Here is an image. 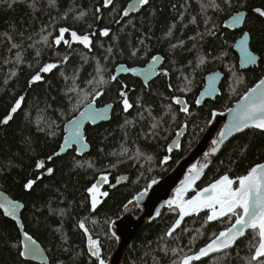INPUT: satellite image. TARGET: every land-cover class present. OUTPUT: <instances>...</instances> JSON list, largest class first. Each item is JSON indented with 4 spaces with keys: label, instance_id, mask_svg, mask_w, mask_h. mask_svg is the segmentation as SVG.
<instances>
[{
    "label": "trees",
    "instance_id": "16d2710c",
    "mask_svg": "<svg viewBox=\"0 0 264 264\" xmlns=\"http://www.w3.org/2000/svg\"><path fill=\"white\" fill-rule=\"evenodd\" d=\"M129 1L114 0L112 6L105 8L103 0H0V119L7 115L19 96L25 97L14 118L7 125H0V191L25 205L22 213L25 231L41 243L50 264H98L88 252L87 236L79 227L80 220L85 221L92 236L101 239L102 256L107 259V254L116 246L109 222L116 219L124 205L152 179L170 172L197 141L213 109L230 107L264 76V17L254 11L264 8V0H233L232 7H226L223 0H215L221 10L211 7L212 0H150L139 14L121 19L122 10ZM97 7L101 8L97 14L99 19L94 15ZM80 10L87 11L88 16L74 19ZM237 11L248 13L244 30L251 35L252 51L260 56L259 65L244 71L240 70L233 47L243 30L229 31L223 27L224 20ZM65 13L66 19L63 18ZM206 19L208 27L217 26L214 36L206 33ZM117 20L120 23H116ZM59 27H71L78 34L95 33L91 49L78 42L71 48L63 43L53 46L51 41L58 35ZM104 27L111 29L107 37L100 32ZM42 28L46 29L43 33ZM170 28L173 35L169 37L166 33ZM49 31L52 36L45 45L41 36ZM198 33L203 34L202 39ZM65 39L70 40L69 33L65 34ZM179 40L185 41L184 45L173 49L171 45ZM13 44L20 47L12 48ZM32 44L35 47H30ZM109 47L113 49L111 55L107 52ZM137 48L140 51L132 56L131 52ZM18 51L22 57L20 63L15 59ZM65 54L70 56L66 64H59L50 73H42L41 81L29 84L31 76L43 64L58 62ZM155 54L164 57V69L168 74L159 76L149 88L136 83L131 76L117 77V81L110 82L97 103H115L112 119L86 128L91 151L81 156L73 149L54 157L63 140L65 123L85 107L79 89L94 87L87 81L96 75L97 62L107 69L104 73L107 79L116 74L118 65H142ZM201 56H207L203 65L199 63ZM217 70L225 73L221 94L214 101L196 105L206 75ZM233 73L243 82L235 84ZM185 78L192 81L191 85ZM169 83L173 86L171 89ZM123 84L128 86L126 91L133 104L128 111L123 110L118 95ZM186 86L191 90L179 91ZM74 87L78 91H69ZM177 94L186 97L191 115L182 113L180 106L171 99ZM138 95L142 99L136 100ZM185 121L188 132L182 150L175 151L167 163H162L168 155V143ZM154 123L157 124L155 129L152 128ZM125 147L129 149L128 155L137 148L142 155L134 159L120 156ZM48 156H52V160H47ZM118 159L124 162L110 168ZM40 160L45 161L44 169L36 167ZM263 161L264 131L249 129L226 145L199 188L225 172L232 177L245 174L250 167ZM47 167L54 169L51 175L47 174ZM101 174L110 175L111 189L107 199L93 213L91 193L87 189ZM124 175L128 181L116 186L117 178ZM28 180H36L31 189L24 187ZM177 215L178 212L168 208L160 219L147 224L135 245L127 251L125 264H173V261L178 262L180 253L174 254L172 249L195 250L197 245L188 241L198 238L199 244L205 245L213 233L224 228L220 223L188 220L177 235L168 237L167 229ZM250 239L251 234L229 257L220 259L218 256L206 264H243ZM20 250L19 226L0 208V264H40L20 256Z\"/></svg>",
    "mask_w": 264,
    "mask_h": 264
},
{
    "label": "snow or ice",
    "instance_id": "6c2138e0",
    "mask_svg": "<svg viewBox=\"0 0 264 264\" xmlns=\"http://www.w3.org/2000/svg\"><path fill=\"white\" fill-rule=\"evenodd\" d=\"M139 5H147L149 0H136ZM114 4V0H103V7L107 8ZM223 4L226 7H232L233 0H223ZM136 3H131L122 10L121 19L129 16V9L135 8ZM211 7L221 10L220 5L215 3V0H212ZM259 16L264 17V8L254 9ZM101 12V8L97 7L95 9L94 15L99 19L97 15ZM88 16V12L84 10L78 11V14L75 15L74 19L81 20ZM246 13L243 11H237L235 15L231 17L232 25H238L245 18ZM63 18H67V13L64 14ZM183 19V16H181ZM193 23H195V18H193ZM116 23H120L119 20ZM89 28L92 25H88ZM175 25H172L174 28ZM205 27L207 35L214 36L216 34L215 29L216 25L212 24L211 27H208V20H205ZM172 28L166 33L167 36H172ZM46 29L42 28L41 32L43 33ZM111 29L104 27L100 30L102 36H109ZM70 34V40L65 39V34ZM94 33L86 32L84 34H78L77 31L73 30L71 27H59L58 35L54 37L51 41L53 46H59L61 43L68 45L69 48L72 47L73 42H78L84 47L91 49L92 47V36ZM198 35L203 38V34L198 33ZM52 36V32L49 31L47 35L41 36V41L45 44H49V37ZM250 38L249 33H244L243 38L239 41V47L243 53V60L241 62V67L245 64H255L257 58L251 52L248 51V40ZM31 39V37H28ZM189 39L194 40L195 37H189ZM143 43V41H141ZM185 41L179 40L176 44H172L171 47L175 49L176 47H182ZM17 44H13L12 48H19ZM30 47H35V44L30 45ZM195 47V44L193 45ZM140 49H134L131 52L132 56H136ZM109 55L112 54L113 49L109 47L107 49ZM146 54V53H145ZM37 57L40 56V52L37 51ZM59 55V54H57ZM223 55H227L224 53ZM70 56L65 54L61 57L58 62H49L43 64L39 70L31 76L29 84H34L43 79L42 73H50L54 69L58 68L59 64H66ZM16 62H22L21 53L18 51L15 56ZM107 59V57H105ZM159 55H154L151 57V62L148 65L147 69L141 70L146 73V76H151L156 71V65L161 61ZM215 59V58H214ZM207 60V56H201L199 63L203 65ZM96 68V75L92 79L87 81L88 85H94L91 90L79 89L83 93V101L85 103L84 110L80 112L79 117L75 121H69L70 124L74 125L73 136L71 140L79 141L80 134L79 129L80 125L84 120H90L93 123H96L98 120L104 119L107 116L109 109L112 105H106L103 108H97L95 105L97 99L103 96L104 88L112 81H117V76L120 71L125 70V65L121 64L117 68V74H111L105 79L104 73L107 69L99 65ZM128 71L136 72L135 68H128ZM163 74L167 75V70L163 69ZM12 75H15V72H12ZM235 76V84H240L243 82L242 78ZM211 83L208 87V93L211 95L215 92V80L214 77L209 78ZM188 85H191L192 81L187 80ZM147 83V79L145 80ZM127 85H121V88L118 92L119 97L121 98L123 110L128 111L133 107V104L130 103L128 99V93L126 91ZM173 86L171 83L168 84V88L171 89ZM190 87H184L179 89L181 92L190 91ZM69 91L76 92L78 89L76 87L69 89ZM232 92H236V88H232ZM175 104L180 105V111L186 115H191L190 105L186 100L182 99L180 96H173L171 98ZM25 97L23 95L19 96L15 100V103L11 106L7 115L0 119V125H7L14 117V114L21 109L22 103L24 102ZM79 103V101H78ZM196 105L201 104L200 99H196ZM171 109V105H169ZM228 114L227 123H225L219 130L217 137L211 141V147L209 152L204 153L206 163L204 164H193L192 167L188 170V174L181 181L180 186L175 189V194L172 199L166 200L164 203L168 206L169 209L178 212V218L175 219L171 227L168 228L166 235L171 237L173 233L181 226L184 218L191 214H198L202 210H208V215L206 217V222L217 221L221 218H228L229 226L225 227L223 230L218 233L212 234V239L206 243L203 247H200L198 250L193 251L191 248L187 252H183L181 249H172L171 251L175 253H180L179 260L173 261V264H193L194 261L201 260L202 257L209 256L211 253L220 252L221 250H226L231 248L236 242L241 238L245 237L246 233L250 231L251 239L247 243V248L249 254L243 258L244 264H264V162L256 163L250 167L245 174L232 177L225 172L223 175H220L217 179L210 182L207 186L200 188L195 191V194L190 198H186L187 194L194 190L196 183L201 179L204 170L208 167L211 162L210 157L216 155L220 150L225 141L232 136L234 133L241 132L244 129L254 127L256 129L264 130V78L259 79V81L251 88H248L247 91L242 95V97L236 102L234 107H228L226 109ZM224 113L216 109H213L210 113V119L206 122L207 125H211L216 121L218 116H223ZM175 119V116L172 117ZM188 126L187 121L184 122L183 128ZM157 124H153L152 128L155 129ZM183 130V129H182ZM200 131H204L203 128ZM54 134V133H53ZM69 145V139H65L64 146L60 148V152H64ZM173 150L172 145L168 146L167 151L171 153ZM129 149L124 148L119 155L127 156L128 159L138 158L142 155L139 148L135 150L134 153L128 155ZM59 155V153H56ZM113 155H116L115 153ZM52 156H48L47 160H52ZM151 159V157H149ZM171 157L169 155L164 156L162 163H167ZM122 160H117L116 163L111 164L110 168H116L120 163H123ZM37 168L44 169L45 161L40 160L36 164ZM89 167H92L90 164ZM47 174L51 175L54 172V169L51 167L46 168ZM125 179L124 177H118L117 182ZM100 181L108 182V175L101 174L99 177ZM36 183V180H28L24 185L25 188L31 189ZM157 184V180L152 179L151 183L144 188L143 191L138 193L133 197L132 200L128 201V204L125 205V208H128V205H139L143 201L144 197L148 194L149 188L152 185ZM115 187V185H112ZM91 193V207L93 210L97 207L99 201L98 193L101 196H107V192H100L98 183L92 184L91 187L87 189ZM23 205L18 201H8L6 203H0V208L3 209V212L8 217H16L17 211L22 208ZM156 215L159 216L160 212L157 211ZM110 225H114L115 221H110ZM79 227L84 230L85 233H89V229L85 225L84 220L79 221ZM113 236L116 235L115 232L111 233ZM24 243L22 244V250H20L19 255L22 257L31 256L37 258L41 255L40 249L37 246L36 241L27 231L23 233ZM118 238V237H117ZM28 242H31L30 244ZM88 252L91 257L98 259V264H107L106 260L101 255V242L98 238L94 239L91 234L87 238ZM20 248V245H16Z\"/></svg>",
    "mask_w": 264,
    "mask_h": 264
},
{
    "label": "water",
    "instance_id": "95a60500",
    "mask_svg": "<svg viewBox=\"0 0 264 264\" xmlns=\"http://www.w3.org/2000/svg\"><path fill=\"white\" fill-rule=\"evenodd\" d=\"M131 3H136V7L132 8V9H129V16H127V17H130L132 15L138 14L143 9V7L146 6V5H139L136 2V0H130L128 2L127 6L129 4H131ZM243 12L246 13V16L241 21L240 24L235 25V26L232 25L231 17L233 15H235V13H236L235 12L230 17H228L226 20H224L223 27L225 29L229 30V31L243 30L242 35L239 38H237V40L235 41L233 47H234V51L237 53L238 58H239L240 69L241 70H248V69H250L252 67H255V66L259 65L260 56L258 54H256L254 51H252V49H251V35H250V38L248 40V51L256 56L257 62L255 64H245L243 67H241V62L243 60V53L240 50L239 41L243 38L244 33H246V32L249 33L248 31L244 30V27H245V24H246V21H247L248 13L246 11H243ZM127 17H125V18H127ZM159 56L162 59L156 65V71L151 76H146V73L144 71H141V70L147 69L150 62L144 67H141V66H132V67H130V66H127L126 64H123V65H125V70L120 71L118 73V76L125 75V74L126 75L130 74V75H133L135 77L142 78V79H144V81L147 79V83H148L149 81H151L152 79H154L158 75V73H159L158 70L164 63V57L162 55H159ZM118 67H119V65L116 67V70H117ZM128 68H135V69H137V71L136 72H131V71L127 70ZM116 74H117V72H116ZM210 77H214V80H215L214 87L216 89L215 92L212 93L211 95L208 93V87H209V84L211 83V81L209 79ZM224 78H225V73H223L220 70L211 72V73L206 75L205 84H204V86H203V88L200 91L199 96H198V99L201 100V104L200 105H203L205 103V101H207V100H215L216 99V97L221 93V84H222ZM262 78H264V76ZM237 101H235L231 107H234ZM106 105H112V107L109 109V111L107 113V116L104 119L98 120L96 123H93L90 120L86 119V120H84L81 123L80 129H79V134H80V138L81 139L79 141L71 140V137L73 136L74 125L70 124L69 121H75L79 117L80 112H82L84 110V108H82L75 117H73L71 120L67 121L65 123V125H64V136H63V140L61 142L60 148L62 146H64L65 139H69V145L67 146V148H66V150L64 152H60V148H59V150L56 152V153H59V155H56V153H55L53 156L54 157L63 156L65 154H67L69 151H72L73 149H75L76 153L81 155V156H83L86 153L90 152L92 147H91V144L88 142V140L86 138V127L88 125L95 126V125L101 124L103 122H108V121H110L112 119V115H113V111H114V107H115V103L114 102L107 103V104L102 105V106H98L97 103H96L95 106L97 108H103ZM218 111L223 112L224 115L223 116H218L214 123H212L211 125H207V127L205 128V130L203 131V133L201 134L200 138L195 143V145L193 147H191V149L183 157H181L179 159V161L170 170V172H168L165 176H163V177H161L159 179H156L157 180V184L152 185L151 188H149L148 194L144 197L143 201H141V203L139 205H135V202H134L133 205H128V208H125V205L128 204V202H127L124 205V207H123L122 215L120 217L112 220V221H115V224L114 225H110V233H112V232L116 233L115 236L112 235L115 238V240H116V246L112 250V252H111L110 256L108 257V259L107 260L105 259L107 264H125L127 251H129L135 245V242L137 241L138 236L141 233L142 229L147 224H150V223L154 222L156 219H158L161 216L162 211L165 208L168 207L164 202L166 200H170V199L173 198V196L175 194V189L180 186L181 181L188 174V170L192 167V165L193 164H204V163L207 162L206 159H205L204 153L209 152L210 147H211V141L217 137V134H218L219 130L221 129V127L225 123H227V119H228V114H227L226 110H218ZM15 115L16 114H14V116ZM187 127L183 128V126H182V128L177 132V134L174 137V139L171 141L170 145H172L173 150L175 148H177L179 145H181L182 140H183L184 136L187 133ZM249 129H256V128L250 127V128L244 129L241 132L234 133L232 136H230L225 141L224 145H222V147H221V150L216 155L210 157L211 162L209 163L208 167L204 170V173H203L201 179L197 181L195 189L191 190L187 194L186 198H190L192 195L195 194L196 190L200 189L199 188V184L204 179V177L206 175V172L209 170V168L215 162V160L217 159V157L219 156L221 151L226 147V145L233 138H235L238 135H241L242 133H244L245 131H247ZM258 130H260V129H258ZM261 131H264V130H261ZM105 175H107V174H105ZM121 177H124L125 179L120 180L119 182H116V186L125 184L128 181V177L126 175L121 176ZM108 182H109V177H108ZM108 182L100 181L99 178H98L95 183H98L100 192H103L102 189H103V187L106 184H108ZM150 183H151V181L148 183V185ZM207 185H205V186H207ZM205 186H203V187H205ZM203 187H201V188H203ZM143 190H144V188L142 190H140L139 192H137L134 196H136L138 193H140ZM107 196H101L98 193V198H99L100 202L98 203V205L95 208V210L92 209L93 213L103 204V202L105 201ZM132 199H130V200H132ZM8 201H17V200L11 198L4 191H0V203H6ZM18 202H20V201H18ZM20 203L23 205V207L20 208L17 211L15 218L14 217H8L5 214L4 215L6 217L14 220L17 223V225L19 226V229H20L21 235H22V244H23L25 242L24 241V236H23V233L25 232V228H24L23 221H22V213L24 211L25 205L22 202H20ZM1 210L3 212L2 208H1ZM135 211H140V213L138 215H135V213H134ZM157 211L160 212L159 216L156 215ZM203 211H205V210L200 211L198 214L202 213ZM198 214H191L189 216H186L184 218V221L182 222L181 226L185 223L186 219H188L189 217H192L193 215H198ZM221 219H223V218H221ZM221 219H219V220H221ZM212 222H214V221H212ZM181 226L175 232H177L181 228ZM85 234H86V236L88 238V235L91 234V232L89 231V233H85ZM243 238L244 237H241L237 242H239ZM28 243L30 244L31 242H28ZM36 243H37V246L40 249L41 255L39 257H37V258H33L31 256L24 257V258L26 260L34 261V262L40 263V264H50L49 257L47 255L44 247L38 241H36ZM235 245L236 244H234L232 247H234ZM229 249L221 250L220 252H216V253H222V252L227 251ZM216 253H211L209 256L202 257L201 260L194 261L193 264L197 263V262H200L202 260H205L208 257H210V256H212V255H214ZM93 258L95 260H98L95 257H93Z\"/></svg>",
    "mask_w": 264,
    "mask_h": 264
},
{
    "label": "flooded vegetation",
    "instance_id": "af4514ba",
    "mask_svg": "<svg viewBox=\"0 0 264 264\" xmlns=\"http://www.w3.org/2000/svg\"><path fill=\"white\" fill-rule=\"evenodd\" d=\"M127 4H128V3H127ZM148 4H149V3H148ZM126 6H127V5H126ZM141 11H142V10H141ZM141 11H140V12H141ZM140 12H139V13H140ZM139 13H138V14H139ZM242 33H243V32H242ZM94 34H95V33H94ZM241 35H242V34H241ZM241 35H240V36H241ZM240 36H239V37H240ZM239 37H238V38H239ZM72 45H74V42L72 43ZM155 55H161V54H155ZM149 62H151V58H149V60H148L146 63H144V64H142V65H135V66H141V67H144V66H146ZM164 66H165V59H164V63H163V65H162V66L159 68V70H158V72H159L158 75H157L154 79H152L151 81H149L148 83H145L144 79L139 78V77H135V76L130 75V74H127V75H126V74H125V75H120V76H117V77L121 78V77H123V76H131L133 79L136 80V83H137V82H140L142 86H144V87H146V88H149V87L151 86V83H152L155 79H157V78H158L159 76H161V75H164V74H163V71H162V70L164 69ZM240 70H241V69H240ZM241 71H244V70H241ZM132 88H133V87H132ZM201 90H202V89H201ZM201 90H200V91H201ZM127 93H128V99H129V92L127 91ZM199 93H200V92H199ZM199 93H198L196 99H198ZM220 94H221V93H220ZM220 94H219V95H220ZM243 94H244V93H243ZM243 94H242V95H243ZM219 95H218V96H219ZM242 95H241V96H242ZM175 96H180L181 98H183L184 100L187 101L186 97H185L184 95H182V94H177V95H175ZM218 96H217V97H218ZM217 97H216V98H217ZM140 99H142V98H141V96L138 95V98H137L136 100H140ZM129 101H130V103H131V100H130V99H129ZM211 101H214V100H211ZM205 102H206V101H205ZM234 102H235V101H234ZM234 102H233V103H234ZM108 103H109V102H108ZM187 103H188V101H187ZM188 104H189V103H188ZM97 105H98V106H102V105H99L98 103H97ZM103 105H105V104H103ZM232 105H233V104H232ZM232 105H231V106H232ZM179 106H180V105H179ZM199 106H201V105H199ZM231 106H230V107H231ZM114 108H115V107H114ZM226 109H227V108H226ZM226 109H225V110H226ZM216 110H219V109H216ZM98 125H99V124H98ZM88 126H92V125H88ZM88 126H87V127H88ZM95 126H96V125H95ZM87 127H86V128H87ZM181 128H182V127H181ZM181 128H180V129H181ZM180 129H178V130L176 131V134H177V132H178ZM187 132H188V127H187ZM176 134H175V136H176ZM186 134H187V133H186ZM201 134H202V133H201ZM201 134H200V136H201ZM175 136H174V137H175ZM185 136H186V135H185ZM185 136H184V138H183V140H182L181 145H179L177 148H175L174 150H172L171 153L168 152V155H169V156L173 155V153H174L175 151H178V152H179V151L182 150V146H183V142H184ZM200 136H199V138H200ZM174 137H173V138L170 140V142L168 143V145H167V149H168V146L171 144V141L174 139ZM199 138H198V139H199ZM198 139H197V141H198ZM197 141H196V142H197ZM196 142H195V143H196ZM195 143H194L193 145H195ZM192 147H193V146H192ZM190 149H191V148H190ZM190 149H189V150H190ZM189 150H188V151H189ZM188 151H187V152H188ZM187 152H186V153H187ZM186 153H185V154H186ZM185 154H184V155H185ZM184 155H183V156H184ZM183 156H182V157H183ZM178 161H179V160H178ZM176 163H177V162H176ZM174 166H175V165H174ZM174 166H173V167H174ZM107 175H108V177H109V182H108V184H106V185L103 187L102 190H103V192H107L108 195H109V193H110V189H111V186H110V184H111V180H110V175H109V174H107ZM157 179H159V178H157ZM116 182H117V181H116ZM115 185H116V183H115ZM107 197H108V196H107ZM106 199H107V198H106ZM166 209H168V207L165 208L164 210H166ZM164 210L162 211V214H163ZM168 212H170V211H168ZM122 213H123V210H122ZM134 213H135V215H138V214L140 213V211H135ZM202 213H203V214H202ZM202 213H200V214H198V215H193L192 217H189L188 219H186V221H188V220H193V221L198 220V221L200 222V220H201V221H203V222H206V217H207V215L209 214V213H208V210H205V211H203ZM162 214H161V216H162ZM121 215H122V214H120L118 217H120ZM161 216H160L158 219H160ZM118 217H117V218H118ZM177 218H178V215H177V217H176L175 219H177ZM158 219H156V220H158ZM175 219L173 220L172 223H174ZM156 220H155V221H156ZM186 221H185V223H186ZM172 223H171V225H172ZM185 223H184V224H185ZM207 223H208V224L220 223L219 225H224V228L227 227V226H229V220H228V218H223V219H221V220H217V221H214V222H207ZM184 224H183V225L181 226V228H180L177 232H175L172 236L177 235V234L179 233V231L182 230ZM171 225H170L169 227H171ZM169 227H168V228H169ZM224 228H221L219 231L223 230ZM167 230H168V229H167ZM219 231H218V232H219ZM218 232H217V233H218ZM250 234H251V233H250V231H249V232L245 235L244 238H247V236H249ZM172 236H171V237H172ZM168 237H169V236H168ZM93 238L96 239V238H98V237H94V236H93ZM212 238H213V237L209 238V240L212 239ZM244 238H243V239H244ZM98 239H100V238H98ZM243 239H242V240H243ZM209 240H208V241H209ZM242 240H240L239 242H237L236 245H235L234 247L230 248L229 250L224 251V252H222V253H216V254H214V255L208 257L207 259L202 260V261L197 262V263H194V264H206L208 261L213 260V259H215V258H218V256H221L220 259H221V258H227V257H229L230 254L233 253V251H234L235 249L238 248V246H239V244H240V242H241ZM200 241H201V240H200ZM200 241H198V238H197V241H192V242L188 241V242L191 243L192 245H194V244L197 245L196 249L193 250V251L198 250L200 247H202V246L204 245V244H203V245H202V244H199ZM208 241H207V242H208ZM100 242H102L101 239H100ZM207 242H206V243H207ZM206 243H205V244H206ZM115 245H116V244H115ZM237 250H238V249H237ZM245 250H247V246H246V249H245ZM102 252H103V249H102V246H101V255H102ZM247 252H248V250H247ZM102 257H103V256H102ZM103 258H104V257H103ZM230 258H231V257H230ZM230 258H229V259H230ZM104 259H105V258H104ZM107 259H108V258H107ZM107 259H106V260H107ZM97 261H98V260H97ZM243 264H244V263H243Z\"/></svg>",
    "mask_w": 264,
    "mask_h": 264
},
{
    "label": "rangeland",
    "instance_id": "374dc122",
    "mask_svg": "<svg viewBox=\"0 0 264 264\" xmlns=\"http://www.w3.org/2000/svg\"><path fill=\"white\" fill-rule=\"evenodd\" d=\"M206 127H207V126H206ZM206 127H205V128H206ZM204 130H205V129H204ZM200 132L203 133V131H200ZM193 146H194V145H193ZM121 214H122V213H121ZM247 253L249 254V252H247ZM110 254H111L110 252L107 254L108 257L110 256Z\"/></svg>",
    "mask_w": 264,
    "mask_h": 264
}]
</instances>
